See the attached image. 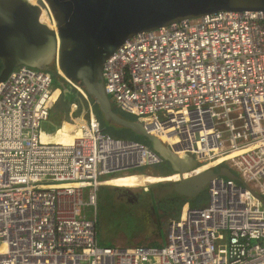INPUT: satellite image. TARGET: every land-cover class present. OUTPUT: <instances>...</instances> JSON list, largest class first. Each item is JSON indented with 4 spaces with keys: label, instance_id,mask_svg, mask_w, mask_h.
Listing matches in <instances>:
<instances>
[{
    "label": "built area",
    "instance_id": "2783aa9c",
    "mask_svg": "<svg viewBox=\"0 0 264 264\" xmlns=\"http://www.w3.org/2000/svg\"><path fill=\"white\" fill-rule=\"evenodd\" d=\"M103 75L120 109L198 160L184 176L229 164L243 181L213 176L209 201L185 200L162 246L100 244L101 175L164 158L107 132L92 99L88 117L57 127L69 141L51 137L46 121L61 88L48 70L19 64L0 81V264H264V10L140 31L107 57Z\"/></svg>",
    "mask_w": 264,
    "mask_h": 264
},
{
    "label": "water",
    "instance_id": "95a60500",
    "mask_svg": "<svg viewBox=\"0 0 264 264\" xmlns=\"http://www.w3.org/2000/svg\"><path fill=\"white\" fill-rule=\"evenodd\" d=\"M224 9L264 10V0H0V81L19 64L45 69L57 61L63 77L88 86L106 125L145 136L173 171L180 172L174 181L177 192L189 198L210 185L218 172L243 181L226 165L184 176L198 160L181 158L140 119L117 111L103 75L107 57L136 33ZM44 10L56 20V28L43 19Z\"/></svg>",
    "mask_w": 264,
    "mask_h": 264
},
{
    "label": "rangeland",
    "instance_id": "374dc122",
    "mask_svg": "<svg viewBox=\"0 0 264 264\" xmlns=\"http://www.w3.org/2000/svg\"><path fill=\"white\" fill-rule=\"evenodd\" d=\"M52 19L53 17H50L49 22H51ZM76 90L79 93H81V91H79L78 89ZM87 96L89 99L87 97L85 98L87 99L88 102H90L91 96L88 94ZM113 103L114 105H116V107L119 108L116 102L113 101ZM90 104L91 102L88 103V106H85L84 109L80 110L78 109L77 105H74L72 103L67 115L70 116L74 114L78 116L83 115V116L88 117V115H90L89 113L91 110ZM62 105H64L63 99L62 98L60 99L59 97L50 106L51 117L48 118L46 121V124H47L46 128L48 131L47 134L51 133V136L56 134L57 131L59 130L57 127H60V126L54 125L55 122L52 123V119H53V116L57 117L58 114L60 113L58 112L59 108L65 107ZM64 118L65 116L63 115L57 120L62 121ZM116 134L123 138L132 139L131 138L132 136L127 128H124L123 131H120L119 133H116ZM64 140H68V139L64 136ZM146 143H149V142H146ZM167 164H168L167 161L166 162L163 161L161 163H155L152 165H142L134 169H131L127 172H121L115 175H123V174L143 175L145 179L151 176L152 174L155 176L172 174V173H169L171 171L170 170L171 168H169V165ZM221 165L223 164H219L214 168L216 170H219ZM231 169L235 173H237V170L233 168ZM125 180L126 179H116L113 181L115 184L128 186V184L125 183ZM162 185H174V184L171 179L156 180V181L143 180L140 183H137L135 185H129V186H131L134 191H138V190L141 191L144 189V187H149V188H154L155 191L159 192V190H163V188L161 187ZM107 189L108 187L101 186L98 191V202H97V207H96V214H97L96 229H97L98 240L102 243H106V245L110 244L111 246H116L120 243H123L122 245H127V243H131L135 241L138 243L146 244L147 239L149 241V239L153 235L152 233L153 231H151L152 221L149 217V214L144 210L143 207L137 206L138 204L137 201H134L132 198L121 197L119 195H116L113 192H107ZM209 197H210V194H209V184H208L202 190L193 194L191 197L189 198L186 197V200H190L191 203L195 205H202L209 201ZM145 206L146 205H144V207ZM92 211L88 210L89 214H92ZM169 218H168V221H169ZM160 234L165 235L164 228H161ZM152 243L157 244V245L160 244L158 241H154Z\"/></svg>",
    "mask_w": 264,
    "mask_h": 264
},
{
    "label": "crops",
    "instance_id": "0c3cea01",
    "mask_svg": "<svg viewBox=\"0 0 264 264\" xmlns=\"http://www.w3.org/2000/svg\"><path fill=\"white\" fill-rule=\"evenodd\" d=\"M61 116H63V115H59L57 117L53 116L52 123L55 122L54 125H56V126H60V127L64 126L66 124L68 118H69V115L64 114L65 118L62 121L57 120ZM50 117H51V114H50L49 118ZM113 176H116V175H113V174L112 175L111 174L101 175V178H102V180L104 182L101 183L100 187L101 186H106V187H108L107 192H113L116 195H119L121 197L132 198L134 201H137V203H138L137 206L143 207L144 210L149 214V217H150V219L152 221L151 222V225H152L151 231H153L152 232L153 235L149 239V241L147 239L146 245H149V246H162L166 242V238H167L168 218L171 217V216H174V215H176V214H178L180 212L181 205L184 202V200H186V199L183 198L184 200L182 199L181 202L179 203V205L175 209H168L169 201L165 202V200L161 197L164 194V192L162 190H159V192L155 191V193H156L155 195L153 193V195H151V196H145L144 199H143V192H141L138 195V197H140V198L137 200L133 195L130 196L128 194L122 193V189H123L124 186L127 187L126 185L114 184L113 180H112L113 182L110 183V178L113 177ZM172 181H173V184H174V181H176V180L173 179ZM128 187H131V186H128ZM174 188H175V186H174ZM144 205H146V206L144 207ZM151 206H153V207H152V210L149 212L148 209ZM86 208L89 209V207H86ZM161 228H164L165 235H161L160 234ZM154 241H158L160 244L159 245L153 244L152 242H154ZM100 243L101 244H106V243H102V242H100ZM122 244L123 243H120L118 245L130 246V245H135V244H140V243L135 241V242L127 243V245H122ZM107 245H110V244H107Z\"/></svg>",
    "mask_w": 264,
    "mask_h": 264
},
{
    "label": "trees",
    "instance_id": "16d2710c",
    "mask_svg": "<svg viewBox=\"0 0 264 264\" xmlns=\"http://www.w3.org/2000/svg\"><path fill=\"white\" fill-rule=\"evenodd\" d=\"M2 60L0 58V68H2ZM55 65V62L53 64H50L49 67L45 68V69H49L50 66ZM1 70V69H0ZM53 73V81H54V86L55 87H60L61 88V93L59 96L60 99H63L64 105L65 106L63 108H59L60 112L58 114L59 115H64L67 114L69 112V108L71 106V104L73 102H76L78 104V109L82 110L85 108V106H88V101L87 99L83 96V94L79 93L76 88L74 86H72L66 79L65 77L62 76V74H60V72L57 70V68L55 67L54 70H50ZM94 108L99 112V110L97 109V105L95 104ZM115 109L119 112H122L123 114L127 115V116H131V117H135L131 114H128L126 112H124L122 109L116 107L115 105ZM66 126H68V124H65ZM131 134V138L132 139H138V140H143L145 142H149L148 139L145 136L139 135L137 133H135L134 131H132L130 128H127ZM107 132L111 133L114 136H118L116 133H119L120 131H123L124 128H120V127H114V126H109L106 125V129ZM62 129L58 130L56 134L52 135L51 137L55 138V139H60V140H64V136L62 135L63 131ZM61 132V133H60ZM71 136V135H70ZM66 137V136H65ZM120 137V136H118ZM67 138V137H66ZM71 138V137H70ZM184 199H186V197H184ZM183 199V200H184ZM185 201V200H184Z\"/></svg>",
    "mask_w": 264,
    "mask_h": 264
},
{
    "label": "flooded vegetation",
    "instance_id": "af4514ba",
    "mask_svg": "<svg viewBox=\"0 0 264 264\" xmlns=\"http://www.w3.org/2000/svg\"><path fill=\"white\" fill-rule=\"evenodd\" d=\"M42 17H43V15H42ZM55 67L56 68L58 67L57 61H56L55 65L50 66L48 71L51 72L50 70H54ZM45 70H47V69H45ZM77 106H78V104H77ZM163 161H165V162L167 161L168 162V160H165V159ZM167 165H169V168H171L170 169L171 171L170 172L168 171V172L173 174L174 171H173V169L171 167V164L168 162ZM223 165H226V166L229 167V164H223ZM172 174L149 176V177H147L145 179H144V177H142L143 178L142 179L141 176H128V177L125 178L126 179L125 183H127L128 185H135L137 183H140L143 180H149V181L150 180L152 181L154 179H157V180H169V179H171V180H173L175 178V175H172ZM161 187L163 188L162 191L164 192V194L161 197L165 200V202L169 201L168 209H175L179 205L181 200L184 197H186V195H183V194L177 192V190L174 188V185H162ZM141 192H143V199H144L145 196H151V195H153V193H154V195L156 194L155 193V189L154 188H149V187H144V189L141 190V191L140 190L134 191L131 187H128V186L127 187L124 186L123 189H122V193L128 194L130 196L133 195L137 200L140 198V197H138V195ZM152 207L153 206H151L148 209L149 212L152 210Z\"/></svg>",
    "mask_w": 264,
    "mask_h": 264
},
{
    "label": "bare ground",
    "instance_id": "6f19581e",
    "mask_svg": "<svg viewBox=\"0 0 264 264\" xmlns=\"http://www.w3.org/2000/svg\"><path fill=\"white\" fill-rule=\"evenodd\" d=\"M32 1H35V0H32ZM46 10H44V13H43V19L44 20H46V21H49V19H50V14H48V12L46 13L45 12ZM49 18V19H48ZM52 26H54L55 28H56V20L53 18L52 20H51V22H49ZM73 81V83L80 89V90H82L83 92H85V93H87L88 95H92V92H91V90H89V88H88V86L86 85V84H84L83 82H82V80L80 79V80H72ZM57 92H58V90L55 92V94H57ZM95 104H97L96 102H95ZM62 129V128H61ZM60 130V129H59ZM62 135L63 136H66L67 137V139L68 140H66V141H69L70 140V133H69V130H64L63 131V133H62ZM142 174V173H141ZM156 174V173H155ZM159 174V173H158ZM128 176H141V178L142 177H144L143 175H135V174H123V175H116V176H113V177H111L110 178V183H112L113 181L112 180H116V179H125L126 177H128ZM151 176H155V175H151ZM143 179V178H142ZM157 179H154V180H152V181H156ZM115 184V183H114ZM129 186V185H128ZM98 239V238H97ZM98 242H99V240H98ZM100 243V242H99ZM101 244V243H100ZM103 245H106V244H103Z\"/></svg>",
    "mask_w": 264,
    "mask_h": 264
},
{
    "label": "clouds",
    "instance_id": "9594fccd",
    "mask_svg": "<svg viewBox=\"0 0 264 264\" xmlns=\"http://www.w3.org/2000/svg\"><path fill=\"white\" fill-rule=\"evenodd\" d=\"M66 79V78H65ZM67 80V79H66ZM68 81V80H67ZM92 99V98H91ZM93 100V99H92ZM93 102H94V100H93Z\"/></svg>",
    "mask_w": 264,
    "mask_h": 264
}]
</instances>
